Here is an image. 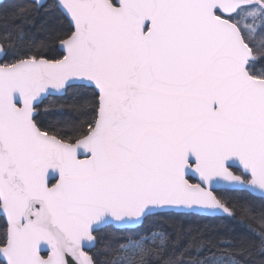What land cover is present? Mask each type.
I'll use <instances>...</instances> for the list:
<instances>
[{"label": "snow or ice", "instance_id": "obj_1", "mask_svg": "<svg viewBox=\"0 0 264 264\" xmlns=\"http://www.w3.org/2000/svg\"><path fill=\"white\" fill-rule=\"evenodd\" d=\"M162 216L207 223L106 232ZM249 259L264 264V0L0 7V264Z\"/></svg>", "mask_w": 264, "mask_h": 264}, {"label": "trees", "instance_id": "obj_2", "mask_svg": "<svg viewBox=\"0 0 264 264\" xmlns=\"http://www.w3.org/2000/svg\"><path fill=\"white\" fill-rule=\"evenodd\" d=\"M15 0H8L3 4H0V7H7L10 4L14 3ZM54 99V98H49ZM207 223L203 218L198 217H189V218H170L168 216L154 217L150 221L144 223V225L132 232L121 231L116 229H107L106 232L112 237L114 241L119 240V238L128 236V235H143L149 230L152 231H166L172 237H175L176 234L181 230V228L187 229L191 226L193 229L196 227ZM221 233L224 236H233L236 237L240 234V230L237 226L232 224H224L221 228ZM181 246L185 243V238L181 235L180 240L177 242ZM249 264H253V259H249Z\"/></svg>", "mask_w": 264, "mask_h": 264}, {"label": "water", "instance_id": "obj_3", "mask_svg": "<svg viewBox=\"0 0 264 264\" xmlns=\"http://www.w3.org/2000/svg\"><path fill=\"white\" fill-rule=\"evenodd\" d=\"M6 1H8V0H0V4H3L4 2H6ZM138 228H140V226H134V229L133 230H136V229H138ZM117 230V229H116Z\"/></svg>", "mask_w": 264, "mask_h": 264}]
</instances>
